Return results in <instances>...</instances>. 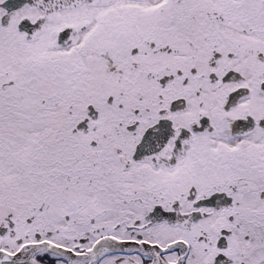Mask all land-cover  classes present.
<instances>
[{
    "label": "snow or ice",
    "instance_id": "6c2138e0",
    "mask_svg": "<svg viewBox=\"0 0 264 264\" xmlns=\"http://www.w3.org/2000/svg\"><path fill=\"white\" fill-rule=\"evenodd\" d=\"M0 264H264V0H0Z\"/></svg>",
    "mask_w": 264,
    "mask_h": 264
}]
</instances>
